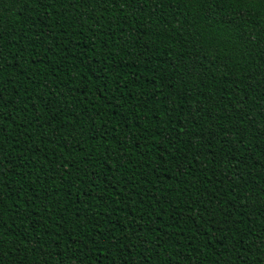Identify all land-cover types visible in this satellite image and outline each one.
I'll list each match as a JSON object with an SVG mask.
<instances>
[{"label":"trees","instance_id":"trees-1","mask_svg":"<svg viewBox=\"0 0 264 264\" xmlns=\"http://www.w3.org/2000/svg\"><path fill=\"white\" fill-rule=\"evenodd\" d=\"M0 264H264V11L0 0Z\"/></svg>","mask_w":264,"mask_h":264},{"label":"snow or ice","instance_id":"snow-or-ice-1","mask_svg":"<svg viewBox=\"0 0 264 264\" xmlns=\"http://www.w3.org/2000/svg\"><path fill=\"white\" fill-rule=\"evenodd\" d=\"M202 0H192V3L198 4L201 3ZM233 6H239V11L243 13L246 9H249L256 4L261 6V11H264V0H229Z\"/></svg>","mask_w":264,"mask_h":264}]
</instances>
